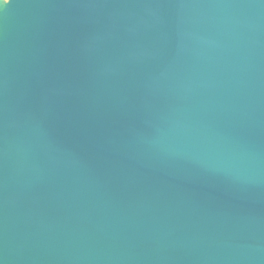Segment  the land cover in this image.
Returning a JSON list of instances; mask_svg holds the SVG:
<instances>
[{
	"label": "water",
	"instance_id": "water-1",
	"mask_svg": "<svg viewBox=\"0 0 264 264\" xmlns=\"http://www.w3.org/2000/svg\"><path fill=\"white\" fill-rule=\"evenodd\" d=\"M0 264H264V0H0Z\"/></svg>",
	"mask_w": 264,
	"mask_h": 264
}]
</instances>
